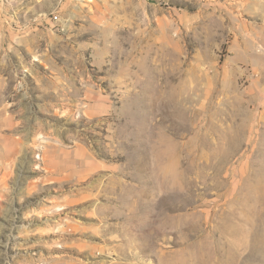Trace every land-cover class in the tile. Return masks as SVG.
Returning <instances> with one entry per match:
<instances>
[{
  "label": "rangeland",
  "instance_id": "rangeland-1",
  "mask_svg": "<svg viewBox=\"0 0 264 264\" xmlns=\"http://www.w3.org/2000/svg\"><path fill=\"white\" fill-rule=\"evenodd\" d=\"M0 264H264V0H0Z\"/></svg>",
  "mask_w": 264,
  "mask_h": 264
},
{
  "label": "built area",
  "instance_id": "built-area-1",
  "mask_svg": "<svg viewBox=\"0 0 264 264\" xmlns=\"http://www.w3.org/2000/svg\"><path fill=\"white\" fill-rule=\"evenodd\" d=\"M55 20H57V18L55 17Z\"/></svg>",
  "mask_w": 264,
  "mask_h": 264
}]
</instances>
